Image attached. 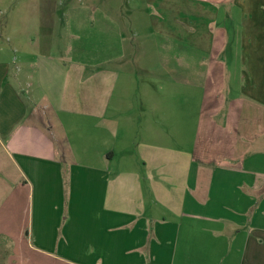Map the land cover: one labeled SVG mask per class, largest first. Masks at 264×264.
I'll use <instances>...</instances> for the list:
<instances>
[{
	"label": "crops",
	"instance_id": "0c3cea01",
	"mask_svg": "<svg viewBox=\"0 0 264 264\" xmlns=\"http://www.w3.org/2000/svg\"><path fill=\"white\" fill-rule=\"evenodd\" d=\"M148 1L170 19L158 33L174 40L206 35L202 22L223 15L221 31L227 46L236 42L237 61L222 64L221 98L234 102L224 118L237 116L239 142L249 133L258 143L248 157L234 143L237 150L221 160H198L158 140L140 144L139 157L119 168L115 150L123 136L109 114L116 70L58 64L50 55L57 22L63 28L64 19L82 18L71 19L66 7L59 19V0H40L38 14V0H28L19 19L40 22L31 41L43 55L31 65L51 111L30 108L29 76L0 61V159L21 177L0 201V264H264V0ZM6 2L0 0V14ZM102 10L97 38L118 37ZM231 10L237 18L227 15ZM191 63L180 69L212 67L198 58Z\"/></svg>",
	"mask_w": 264,
	"mask_h": 264
},
{
	"label": "rangeland",
	"instance_id": "374dc122",
	"mask_svg": "<svg viewBox=\"0 0 264 264\" xmlns=\"http://www.w3.org/2000/svg\"><path fill=\"white\" fill-rule=\"evenodd\" d=\"M65 1L59 0L56 16L59 17L63 9L69 7L71 19L77 17L82 20L64 19L63 28L60 21L57 22L50 55L58 64L77 62L87 64L89 70L112 66L116 70L118 82L109 114L115 116L116 126L119 127L117 136L119 139L123 136V141L121 139L117 142L115 165L121 168L124 162L135 161L139 157L140 144H156L159 141L168 149L187 152L198 160H221L223 156L233 154L237 148L240 152L246 148L248 157L253 144L258 142L254 143L249 133L244 134L248 137L244 143L239 142L237 116L233 113L232 117L224 118L227 111L234 108V102H226L224 95V101L221 98L224 93L220 85L221 79L226 76V69L222 64L235 66L237 61L236 54L234 57L231 53L236 42L227 46L221 31L222 23L225 22L223 15L219 14L213 21L202 22L201 28L206 35H180L181 39L174 40L160 34H163L170 19L155 2L70 0L67 5ZM27 2L28 0H7L3 7L0 27L5 22L4 30L9 35L0 36V49L3 47L0 50V61L5 60L8 64L19 66L24 75L29 76L24 87V90L31 92L27 96L30 99L29 107L32 108L36 103L39 112L43 113L51 110L43 103L41 89L36 82V72L31 65L36 61L40 62L43 55L31 41L37 40L34 34L40 22L19 19L28 7ZM38 3L39 14L42 5L40 6V0ZM166 7L172 9L174 6L170 4ZM101 9H105L102 12L106 11L107 15L113 17L111 25L116 23L118 37L107 40L97 38V26L94 28V25H98L99 21L96 20L103 16ZM227 15L237 18L233 10L227 12ZM182 23L189 28L187 24L191 22L182 20ZM176 46L178 48L175 52ZM235 50L237 51L236 46ZM197 58L208 64V68L212 67L197 72L187 68L180 69V64L186 67ZM236 70L233 68L231 72L236 73ZM175 75L177 78H174ZM216 79L219 84L215 83ZM233 83L236 84V80ZM246 111L252 113L248 108L244 112ZM158 120L161 122L160 129H163L160 134L156 131ZM91 128L93 130V125ZM0 140L4 138L0 137ZM121 143H125V147L120 146ZM234 143L237 145L235 150L231 148ZM262 158L264 159V154ZM260 167L264 170V164ZM20 178V172L8 160L0 159V201ZM1 246L0 241V259L5 255V247ZM4 263L5 261H1V264Z\"/></svg>",
	"mask_w": 264,
	"mask_h": 264
}]
</instances>
